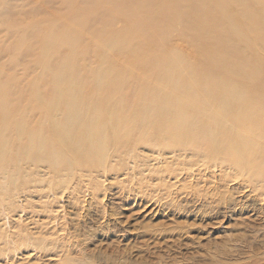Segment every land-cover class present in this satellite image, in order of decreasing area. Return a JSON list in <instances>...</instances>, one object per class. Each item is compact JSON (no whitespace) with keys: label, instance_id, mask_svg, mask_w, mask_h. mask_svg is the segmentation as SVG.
I'll return each instance as SVG.
<instances>
[{"label":"rangeland","instance_id":"obj_1","mask_svg":"<svg viewBox=\"0 0 264 264\" xmlns=\"http://www.w3.org/2000/svg\"><path fill=\"white\" fill-rule=\"evenodd\" d=\"M246 1L259 34L223 0H0V264H264V190L155 143L176 77L204 102L220 87L241 88L239 102L264 91V3ZM70 85L105 104L110 133L119 120L121 135L132 129L103 163L52 165L26 149L23 126L60 144L47 97Z\"/></svg>","mask_w":264,"mask_h":264},{"label":"bare ground","instance_id":"obj_2","mask_svg":"<svg viewBox=\"0 0 264 264\" xmlns=\"http://www.w3.org/2000/svg\"><path fill=\"white\" fill-rule=\"evenodd\" d=\"M221 3L228 8L241 7L242 11L236 13L237 18L243 22L244 19L251 22L253 33L262 32V25L257 22L259 16L256 10L259 7L246 0H223ZM262 14L264 16V9ZM213 20L215 17L205 22L209 25ZM247 32L253 38L248 28ZM259 46L264 48L262 45ZM73 69V62L65 63L60 67L59 75L61 78L68 77ZM244 76L249 77L247 73H244ZM98 77L100 79L97 80L95 89L103 91L104 73L100 72ZM173 87L175 90L169 104L170 116L161 122L168 125L160 124V137L155 143H162L163 146L174 143L175 148L189 149L194 154L202 155L207 159L220 160L227 164V167L233 170L235 168L242 175L248 176L254 186L264 190V91L256 93V90H250L254 89L253 87H248L244 90L243 102H239L237 100L242 93L241 88L220 87L225 91L223 94L219 97L207 95L205 98L209 102H204L200 95L204 93L203 90L180 87L177 77ZM85 94L86 91L72 85L54 87L52 93L48 94V110L45 111V117L52 126L51 131L55 130V124L57 126L55 118L57 113L63 115L61 123L66 125L65 129L58 134L60 144L40 132H29L27 126H23L26 149L37 161L48 159L52 165L60 163L64 166L66 162H69L70 168L87 166L91 162L103 163L109 151L119 142V136H125L124 138L128 139L132 129L121 135L123 126L119 120L115 132L110 133L108 118L105 117L107 110L105 104L87 100ZM231 94L236 99L233 102L228 101ZM100 105L103 111L99 108ZM118 108L121 112V105ZM207 121L213 124L211 133L216 136L215 141L209 138V130L205 128ZM132 125L134 126L135 122ZM96 128L99 131H95ZM90 138L91 142L88 140ZM121 142L124 143L123 139ZM61 146L65 150H62ZM216 155L220 156L216 157ZM74 158L77 160H73ZM18 180V175L12 177L14 184H17ZM259 240L264 243V239ZM251 247L254 248L253 244Z\"/></svg>","mask_w":264,"mask_h":264}]
</instances>
